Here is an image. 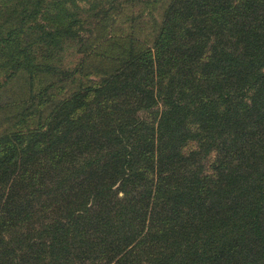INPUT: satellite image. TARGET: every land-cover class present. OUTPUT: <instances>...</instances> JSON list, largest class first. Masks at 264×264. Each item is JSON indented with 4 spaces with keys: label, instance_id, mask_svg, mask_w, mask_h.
<instances>
[{
    "label": "trees",
    "instance_id": "16d2710c",
    "mask_svg": "<svg viewBox=\"0 0 264 264\" xmlns=\"http://www.w3.org/2000/svg\"><path fill=\"white\" fill-rule=\"evenodd\" d=\"M164 1L0 0V264H264V0Z\"/></svg>",
    "mask_w": 264,
    "mask_h": 264
},
{
    "label": "rangeland",
    "instance_id": "374dc122",
    "mask_svg": "<svg viewBox=\"0 0 264 264\" xmlns=\"http://www.w3.org/2000/svg\"><path fill=\"white\" fill-rule=\"evenodd\" d=\"M168 3L169 1L165 0L163 4L160 5L157 14L162 13ZM136 11L137 10L135 9L132 12L127 13V17L125 18L124 22L114 29L115 34L121 35L122 33L126 34L131 32L129 17H131V15H133L134 13H137ZM44 24L45 23L43 21L42 25ZM64 57L69 67H74L78 61L77 52L73 50L68 52L67 56ZM84 58L85 56H83V54H80V63L76 67L78 74L83 68V64H84L83 60H85ZM46 77L48 79V82L50 83L56 81V79L52 78L49 74ZM62 81L66 82L67 78H64ZM4 82H5V74L3 75L0 73V84ZM26 82L27 81L24 79V77H22V75H18L16 77L11 78L7 83V85L3 86L0 90V135L5 133L8 129L11 130L13 129V131H16V128L14 127L16 125V122L17 123L20 122V120L19 119L17 120V118L18 116L21 115L22 113L21 110L25 108L26 105L27 106L30 105L29 101L31 100L32 97V93H31L32 89L29 91V86L26 87L27 84ZM65 86L67 91H70V89L72 88V86L68 83ZM54 95H56V93L53 90L51 93V97H53ZM50 109L51 108L49 106L46 107L44 112L46 117L49 115ZM37 119L38 117H36L35 120Z\"/></svg>",
    "mask_w": 264,
    "mask_h": 264
}]
</instances>
